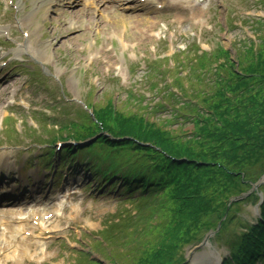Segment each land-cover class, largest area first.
<instances>
[{"label": "rangeland", "instance_id": "1", "mask_svg": "<svg viewBox=\"0 0 264 264\" xmlns=\"http://www.w3.org/2000/svg\"><path fill=\"white\" fill-rule=\"evenodd\" d=\"M23 1L26 4L22 0H0V61L8 58L17 64L2 70L16 73L13 72V76L6 73L10 74L9 80L3 82L7 85L6 101L0 103V175L9 172L8 177L29 157L24 170L17 171L18 177L24 179L34 159L28 147L32 145L38 151L39 146L33 141L39 142V138L55 132L45 133L41 129L47 124H40L41 114L57 118L61 123L76 120L81 108L79 102L83 101L100 109L112 104L115 113L126 118L135 115L141 105L134 96L146 97L142 105H150L145 117L155 124L153 128L186 142L195 136L192 116L203 117L201 112L207 110L202 99L208 100L217 86L224 84L227 77L232 78L233 73L238 71L237 75L242 76L239 73L243 67L262 50L264 54V0H170L169 6L156 14L127 10L117 12L118 17H115L113 11L111 15L119 24L109 23L106 12L101 17L95 13L92 19L99 17L105 23H100L98 30L90 28L83 34L69 29L70 15L63 18L58 5L50 3L45 8L47 12L35 13L33 1ZM198 11L200 14L194 15ZM19 18L33 31L31 37L26 28L22 31L18 27ZM25 32L29 35L27 39ZM257 37L260 41L255 54ZM218 46L228 51L227 55L220 54L222 57L216 62L217 65L226 60L228 63L223 68L217 67L216 72L210 71L201 79L189 72L188 58L191 63L196 55L211 58L209 54ZM7 62L4 60L0 65L5 66ZM220 73L225 77L220 78ZM187 75L194 77L187 82L184 80ZM245 78L249 82L248 77ZM247 85L244 90L248 94L260 92L261 86ZM44 147L53 149V146ZM21 179L19 186H23ZM94 181L93 177L88 178V173L80 172L67 181L74 185L69 192L73 196H62L65 188L47 197L43 195L40 228L51 231L39 230L36 236L28 237L34 244L32 251L25 253L27 260L21 264H74L78 255L75 264H97L96 260L107 264H136L140 255L138 241L147 233L141 232L145 224L151 227L148 241L159 233L150 236L157 224L155 221L146 223L142 214L151 210L157 222H161L165 210L152 203L146 208L139 207L140 212L135 214L137 206L119 203L114 194L104 195L103 190L100 191L104 183ZM113 181H108V186ZM8 185L10 183L1 184L0 188ZM39 185L35 183L37 188ZM97 185H100L98 189ZM38 196L40 194L36 199ZM61 200H66L67 204L57 206ZM15 209H0V215L11 214ZM240 215L254 222L257 211L247 204ZM160 224L164 227V220ZM103 229L108 239L106 245L90 241ZM188 244L176 254L183 255L186 264H211L205 247L199 248L194 242ZM211 245L218 258L227 256L224 245ZM118 250H123L120 256L116 255ZM109 254L112 255L108 258ZM111 258L118 261L114 263ZM3 260L0 254V264H5Z\"/></svg>", "mask_w": 264, "mask_h": 264}, {"label": "trees", "instance_id": "2", "mask_svg": "<svg viewBox=\"0 0 264 264\" xmlns=\"http://www.w3.org/2000/svg\"><path fill=\"white\" fill-rule=\"evenodd\" d=\"M203 64L204 61L200 62ZM232 75L225 85L217 86L208 100L202 99L207 110L201 112L203 117H192L195 136L186 142L171 138L167 131L154 129L155 124L144 118L117 117L112 106L97 113L103 129L113 138L131 137L142 144L101 136L94 143L149 159V166L141 165L130 175H122L120 194L152 195L162 193L160 190L167 183L171 187L168 192L163 191L166 196L159 198H166V202H157L158 195L150 199L165 210L161 216L164 227L160 223L154 226L150 236L159 233L152 241H148V230L140 238L136 264H177L172 256L184 245L200 241L205 231L215 229L225 212L226 218L216 235L217 240L230 247L231 255L224 264H256L264 259V223L249 228L245 225L248 230L235 236V212L241 204L227 209L230 199L246 192L249 183L264 174L263 50L243 67L242 76ZM247 83L261 86L260 92L248 94L244 90ZM153 214L147 211L142 215L146 220ZM262 214L264 217V203Z\"/></svg>", "mask_w": 264, "mask_h": 264}, {"label": "bare ground", "instance_id": "3", "mask_svg": "<svg viewBox=\"0 0 264 264\" xmlns=\"http://www.w3.org/2000/svg\"><path fill=\"white\" fill-rule=\"evenodd\" d=\"M33 1V6H34V12L38 13L39 11H48V9H45L50 3L52 4H57L61 6L62 9V13L61 16H64L65 14L67 15H72L75 16L78 20H81L82 18L84 20H86L87 17L91 16V11L85 10L84 13H82L81 10H78L79 8L81 9L85 7H87V3H92L91 0H32ZM99 2L98 5H102L103 8L106 7V5H103L101 2V0H97ZM169 4V1L166 0ZM125 2H134V3H138L139 7L141 9H145V7L147 5H149L152 1L151 0H125ZM23 4H26L25 1L22 0ZM112 4H115V1H112ZM188 3V7H189ZM81 6V7H80ZM90 8V7H89ZM75 10V12H73L72 10ZM111 9H116V7H112L109 6V10ZM107 11V12H108ZM105 12L104 9L101 10V13ZM74 13V14H73ZM200 11L196 12L194 15H199ZM107 21L111 24L117 23L119 24L117 21L114 20L113 17L111 16H107ZM88 24H90V21H87ZM97 22H93V26H96ZM18 26L21 28H25L26 26V21H24L22 18H20L18 20ZM61 26L63 27V23L61 22ZM50 29V28H49ZM87 29L83 30V32H85ZM98 30V29H97ZM66 31V30H65ZM30 32V37L33 35V31L29 30ZM48 34V32H47ZM52 34V33H51ZM14 73H12L11 75L13 76ZM10 78V74H4L0 76V103L3 104L5 102V98L7 96V92H6V88L5 86L7 85H3V82L9 80ZM7 192V191H6ZM6 196H11L14 197V194H7L5 196H1V198H4ZM14 200V199H12ZM11 204H14L13 202H9ZM75 209V208H74ZM40 218V214L39 212H37L35 209L32 210L31 212H29L27 214L26 217H24L22 214L19 216H15L14 218H11L10 220H8L6 223H2L3 220H7L6 218H3L0 220V225L4 227V241H5V245L9 246L14 242V247L15 249L13 250V254L11 255H5L3 262H5V264H21L22 261H26L27 260V254L25 255V253H29V251H32V247L34 243H29L30 241H28V238H25L23 236L30 234L33 235L35 229L38 226V221ZM17 238V239H16ZM19 240V241H18ZM17 253H16V252ZM20 254H24V255H20ZM9 261V262H7ZM214 262V261H213Z\"/></svg>", "mask_w": 264, "mask_h": 264}, {"label": "water", "instance_id": "4", "mask_svg": "<svg viewBox=\"0 0 264 264\" xmlns=\"http://www.w3.org/2000/svg\"><path fill=\"white\" fill-rule=\"evenodd\" d=\"M207 241H208V237H205V238L203 239V241L199 244L198 247H199V248H202V247L207 246V245H208Z\"/></svg>", "mask_w": 264, "mask_h": 264}]
</instances>
